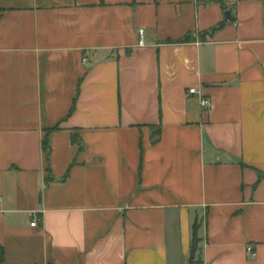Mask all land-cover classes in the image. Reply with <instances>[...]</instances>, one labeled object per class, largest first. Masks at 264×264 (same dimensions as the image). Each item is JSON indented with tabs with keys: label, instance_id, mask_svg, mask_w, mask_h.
Returning <instances> with one entry per match:
<instances>
[{
	"label": "crops",
	"instance_id": "crops-1",
	"mask_svg": "<svg viewBox=\"0 0 264 264\" xmlns=\"http://www.w3.org/2000/svg\"><path fill=\"white\" fill-rule=\"evenodd\" d=\"M223 1L0 0L2 264H264V0Z\"/></svg>",
	"mask_w": 264,
	"mask_h": 264
},
{
	"label": "trees",
	"instance_id": "trees-1",
	"mask_svg": "<svg viewBox=\"0 0 264 264\" xmlns=\"http://www.w3.org/2000/svg\"><path fill=\"white\" fill-rule=\"evenodd\" d=\"M222 7L223 9L226 10V5H225V2L223 0H216ZM225 26V23H222L219 27L211 30V31H208V32H205V33H202L198 36V40L201 41V42H206L207 39L209 37H213V35L219 31L220 29H222L223 27ZM197 41V38L196 37H193L192 35H188L186 36L185 38L183 39H180V40H177V41H173V40H168L166 41V44H188V43H194ZM153 143H157L159 142L160 140V135H161V128L158 127H153ZM73 139V142H77V139L75 136L72 137ZM43 148L45 150V152H49L48 150V140L47 138L45 139V142H44V145H43ZM199 229H200V226L198 224V222L196 221L193 225V232H192V251L197 254L198 250H199V243H200V238H199ZM2 260H3V250L0 249V264H2Z\"/></svg>",
	"mask_w": 264,
	"mask_h": 264
},
{
	"label": "built area",
	"instance_id": "built-area-1",
	"mask_svg": "<svg viewBox=\"0 0 264 264\" xmlns=\"http://www.w3.org/2000/svg\"><path fill=\"white\" fill-rule=\"evenodd\" d=\"M143 34H144V31L141 30L140 31V38H141L140 39V45L141 46L144 45ZM196 94H197V90L196 89H190L189 90V95H196ZM201 106H202V108H203V110L205 112H208L211 109V107H212V101L210 99H208V98H203L201 100ZM37 223H38L37 219H35L34 222L32 223V226L36 227ZM247 252H248L249 255H253L254 254V248L249 246L248 249H247Z\"/></svg>",
	"mask_w": 264,
	"mask_h": 264
},
{
	"label": "water",
	"instance_id": "water-1",
	"mask_svg": "<svg viewBox=\"0 0 264 264\" xmlns=\"http://www.w3.org/2000/svg\"><path fill=\"white\" fill-rule=\"evenodd\" d=\"M225 16H226V21L229 22V21H232L233 18H232V15H231V12H226L225 13Z\"/></svg>",
	"mask_w": 264,
	"mask_h": 264
}]
</instances>
